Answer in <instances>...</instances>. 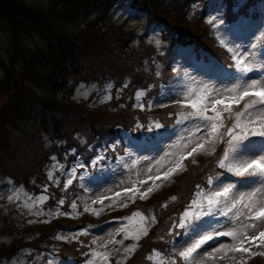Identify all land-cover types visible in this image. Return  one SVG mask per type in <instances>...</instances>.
Wrapping results in <instances>:
<instances>
[{
  "label": "rangeland",
  "instance_id": "obj_1",
  "mask_svg": "<svg viewBox=\"0 0 264 264\" xmlns=\"http://www.w3.org/2000/svg\"><path fill=\"white\" fill-rule=\"evenodd\" d=\"M23 1L42 10H47L50 5L56 3V0ZM208 2L207 24H211L213 34L218 38L217 45L220 46V49L222 47L225 49V53L231 58V64L235 63L232 57L237 54H242L246 59L257 63L260 67L256 72L243 77L236 73L232 78H224L219 74L212 75V78H206L203 73L204 65L209 71L215 70L216 67L209 66L208 63L204 64L196 57H192L193 49L184 47L179 49L174 57L164 59L167 63L169 62L168 65L172 69H175L176 75H170L164 88L156 89L152 95L151 90L137 88L136 91L127 94L123 101L124 91L126 93L127 88H115L116 86H112L107 79L100 83L92 79L91 81L86 79L75 81L68 96L71 100L70 103L74 106L82 105V108L78 107L81 113L80 118L84 117V120L89 121L96 117L97 113L102 114L105 104L108 102L110 104L111 100L115 99L121 113H123L122 109L124 112L127 109L133 114H139L140 118L143 116L147 120L151 119L147 124V134L153 130L159 131L152 127L155 122H159L162 126L164 123L170 125L177 122L178 118L175 121L163 119L192 112L193 109L184 102L183 97L191 89L192 99L195 100V93L207 87L216 99L222 101L215 107L221 113L226 126H231L232 120L228 118L229 114L224 111L225 105H229L232 112L235 113L254 97H244L237 102L232 99L234 94L225 93V89L232 88L237 84L242 86L245 81L250 82L252 78L264 80V5L259 4V13L256 16L239 18L237 24L229 25L222 21L223 2L221 0H208ZM112 13L113 26L119 33L112 37L111 47H113L111 50L114 51L110 53L108 60L111 65L119 63L117 57H121L123 60L127 59L129 55L122 56V52L125 50L134 49L135 46L144 48L138 43V33L141 30L139 26L143 22V16L136 10H128L126 5L117 7L116 11ZM188 17L190 18V15ZM12 34L9 25L1 20L0 82L6 69H11V72L24 77L33 71V68L22 64L20 57L29 51V47L34 49V40L39 42V35L26 29L18 31L17 38H13ZM140 36L141 39L145 40L146 38L148 42L153 43L155 48L159 49L162 59L165 57L162 54L166 52L167 47L166 45L159 46L162 39L160 31L155 30L149 36L144 35L145 38L143 35ZM154 55L152 52L149 57ZM102 58L99 57L98 60ZM153 58L162 61L156 56ZM97 63L100 62L96 60ZM184 68L187 69L186 78L184 77ZM154 70L157 71V75H161L165 71L162 67L161 69L154 68ZM110 81L114 82V79ZM27 82L36 92L45 93L37 76ZM162 86L163 84H160L159 87ZM141 93L142 95H139ZM10 95V91H7L5 85L4 87L0 86V108L10 98ZM204 106L208 109V115H213V102L209 100ZM2 118L3 116L1 120ZM1 120L0 168L8 171L13 170L15 165L11 158L5 157L3 151L13 150L14 145L10 135L4 132ZM198 123L201 122L195 119L178 123L181 131L175 134L171 140L160 145L152 142L145 145L143 143L145 137L136 138L128 132L116 136L118 138L116 143H124L118 152L117 146L106 139L102 144L103 148L95 147L99 148V154L92 153V160H89V157L84 159L83 153L77 154L78 158L73 161L75 163L69 169H65L63 164L52 162L54 164L48 165L49 167L46 169L49 180L57 185V189L60 191L57 196H51L48 185L44 183L41 184L40 190L32 191L24 186H18L10 177H6L3 180L5 182L0 181V249L10 248L19 236H24L23 240L28 241L35 238L43 229L48 231L52 229L50 236L46 237L47 241L42 242L41 246L35 250V256L30 257L32 249L28 245H24L15 252L12 258L0 256V264H49V262L51 264H88L92 259L91 252L93 250L100 253H111L106 262L97 259L95 264H116L117 260H120L122 264H127L134 259L133 257H136L137 264H155L161 259L164 264H171V262L174 264H237V261H246L247 264H264V243H261L259 239L246 241L244 247H248L249 252L242 253L228 250V248L238 246V241H233L227 236L216 235L219 232H229L239 228L242 223H248L249 221L244 220L243 217L240 220H233L222 215L204 216L196 222L199 227L195 230L187 225L181 226L185 211L193 213L201 211L199 206L189 209L193 199L197 198L198 191L215 190L217 187H222L223 184L237 180L236 177L214 164V160H219L218 154L227 147L226 143L217 144L216 151L211 154H209L211 146L205 144L203 150L198 149L192 156H188V153L197 147V143L204 142L192 138V142L189 143L191 133L195 132V126ZM150 128L151 130H149ZM196 135L199 136L200 133H196ZM204 139L206 140L207 137L205 136ZM256 139L259 140V138ZM259 146L257 144L256 148L258 149ZM110 152H112L113 158ZM12 153L14 154V150ZM193 160L196 163H193ZM207 161L213 167L212 172L216 170V167L219 170L217 174L219 181L215 180V176L210 175L214 178L212 184L208 183L209 176L207 177V174L198 177L199 174H204ZM178 162L181 163V167H177ZM78 167L81 169H77ZM87 168L89 170L86 172ZM165 174H167V178H165ZM196 177L200 180L207 178L208 186L198 184L194 192L193 187L196 180L195 182L192 180ZM75 178L76 183L73 184ZM68 180H71L72 183L65 187ZM184 181L193 182V186L188 189V193H192L189 196L188 193H185L187 187L183 186ZM256 187L259 185H238L234 195L239 197L241 193H247ZM149 189L151 192H148ZM142 193H147V196L141 198ZM184 194L185 196H183ZM42 196H46L47 199H37ZM172 197L175 199L173 200ZM61 200L63 204L59 203ZM176 205L179 207L174 209ZM85 208H88L89 211H85ZM163 210L168 213L158 219L159 212L156 213V211H160L162 214ZM137 212L140 215H133ZM129 217L130 219H125ZM153 217L155 218L154 222ZM256 223V228L247 230L248 236H258L260 231H264V222ZM155 225L157 227L152 229ZM145 228L147 235L142 234V230ZM85 231L87 234H82ZM137 235L140 236L139 240L135 239ZM205 235L212 236L213 239L193 254L191 263L185 262L179 257V252L184 251L195 240L201 239ZM125 236L128 238L125 239ZM110 241H123V243H110ZM73 243H76L75 252L71 250L73 253L68 252L67 254L66 245ZM133 244L137 245L135 250L125 253L124 249ZM221 248L224 250L216 251ZM251 253H256V255H251ZM62 254L65 256L63 257Z\"/></svg>",
  "mask_w": 264,
  "mask_h": 264
},
{
  "label": "trees",
  "instance_id": "obj_2",
  "mask_svg": "<svg viewBox=\"0 0 264 264\" xmlns=\"http://www.w3.org/2000/svg\"><path fill=\"white\" fill-rule=\"evenodd\" d=\"M221 1L222 20L227 24L257 13L255 6L264 5V0ZM208 3V0H56L55 5L42 10L26 4L23 0H0V21L3 20L9 25L13 38H17L18 31L23 29L36 32L40 37L39 42L34 40V49L29 47L27 54L20 57L22 64L33 68V71L24 77L6 69L0 82V86L5 85L11 94L0 108V120L3 116L1 121L4 132L10 135L15 154L12 153L13 150L3 151L5 157L11 158L15 166L8 171L0 168V181L10 177L18 186L32 191L40 190L44 183L48 185L49 194L57 196L60 191L49 180L46 169L54 164L52 162L63 164L65 169L72 168L75 163L73 161L78 158L77 154L83 153L84 159L91 156L99 148H103L102 144L106 139L117 146L116 134L119 131V135L130 132L136 138L144 136L151 119L147 120L143 116L140 118L139 114H133L127 109L126 112L122 109L121 113L115 99L110 104H105L102 114L97 113L89 121L84 120V117L80 118L78 107L82 108V105L74 106L70 103L68 95L71 88L75 81L82 79H92L97 83L107 79L115 88H127L123 101L127 94L137 88L153 91L156 84L167 79L170 70L166 69V73L161 74L162 77L157 75L154 68H163L165 57L162 59L159 49L145 37L155 30L161 32L159 46L167 47L162 56L168 55L172 45L199 47L196 34L205 25L199 19L207 15ZM121 5H126L128 10H136L143 16L138 43L144 48L135 46L134 49L123 50L122 56L129 55L127 59L117 57L119 63L111 65L108 60L110 53L114 51L111 50L112 37L119 33L113 26L112 12ZM140 35H146L143 37L145 40ZM152 52L162 61L156 60L154 56L149 57ZM99 57L103 58L98 60ZM96 60L100 63L96 64ZM36 76L45 93L36 92L28 84L27 81ZM108 78L114 79V82ZM212 169L211 163L206 162L204 174L201 173L198 177L206 174L217 177L219 170L216 167L212 172ZM195 180L197 177L192 181ZM189 182L183 183L187 187L186 194L193 186V182ZM157 212L158 219L168 213L164 210L162 214ZM51 232L52 229H43L28 241L23 240L24 236H19L10 248L0 249V256L12 258L22 246L28 245L32 249L30 257H33L36 255L35 250L42 242L47 241L46 237ZM72 245H66L67 254L72 252ZM133 258L127 264H137L136 257Z\"/></svg>",
  "mask_w": 264,
  "mask_h": 264
},
{
  "label": "snow or ice",
  "instance_id": "obj_3",
  "mask_svg": "<svg viewBox=\"0 0 264 264\" xmlns=\"http://www.w3.org/2000/svg\"><path fill=\"white\" fill-rule=\"evenodd\" d=\"M229 51H232V49H229ZM232 59L235 62V70L237 73L241 74V77L256 72L260 67L252 60L246 59L242 54L233 55ZM225 93L234 94L232 99L237 102L244 99V97H254L249 103H245L240 111L235 113L232 112L229 105H225L224 111L229 114L228 118L232 120L231 126H226L221 113L215 107L217 103H221L222 101L216 99V97L212 95V91L207 87L195 93V100L192 99V90H188L183 100L193 111L187 114H178L177 123L190 119L201 122L195 126V132L191 133L189 143L192 142V138L195 140H203L204 142L197 143V147L193 148L192 152L188 153V156H192L198 149L203 150L205 144L211 146V151L209 152V154H211L216 151L217 144L222 142L226 143L227 147L224 148L223 154L217 161V165L219 168L224 169L226 172L236 177L237 180L223 184L222 187H217L215 190L210 189L207 192L203 190L198 191L196 193L197 198L193 199L191 205H189V209L199 206L201 211L194 213L185 211L183 213L181 226L187 225L195 230L199 227V224L196 222L200 221L204 216L222 215L230 217L233 220H240L241 217H243L244 220L249 222L242 223L239 228L232 231L219 232L216 235L227 236L232 238L233 241H238V246L228 248L229 251L248 253L249 248L244 247L246 241H257L259 239L261 243H264V231H260L258 236L247 235L248 229L256 228V222H264V80L252 78L250 82L245 81L242 86L237 84L232 88L225 89ZM139 95H142V93ZM217 95H219V93H217ZM209 100L213 102V115H208V109L204 106ZM152 127L159 129L162 125L159 122H155ZM221 129H224V131H221ZM149 130H151V128ZM196 133H200V135L197 136ZM205 136L207 137L206 140L204 139ZM226 137L227 139H225ZM254 138H259V140ZM257 144L260 145L258 149L256 148ZM192 162L196 163L195 160ZM181 166V163L178 162L177 167ZM165 178H167V174H165ZM157 179H159V177H157ZM215 180L219 181V177H216ZM213 182L214 178L209 177L208 183L212 184ZM71 183L72 181L68 180L65 187ZM238 185H259V187L247 193H241L239 197H237L234 193ZM148 192H151V189H149ZM117 195H119V193H117ZM146 196L147 193L141 194V198H145ZM9 199H12V197H9ZM37 199L45 200L47 197L42 196ZM172 199L174 200L175 197H172ZM59 203L63 204V201L61 200ZM73 207H75L74 204ZM85 211H89V209L85 208ZM133 215L138 216L140 213L137 212ZM125 219H130V217ZM154 221L155 218L153 217V222ZM82 234H87V232L85 231ZM142 234L147 235L146 228L142 230ZM240 237H243V239H240ZM127 238L128 237L125 236V239ZM139 238V235L135 237L136 240H139ZM211 239H213L212 236L205 235L203 238L195 240L184 251L179 252V257L185 262L191 261L193 254ZM93 243H95V241H93ZM110 243L122 244L123 241H110ZM136 246V244L130 245L124 249V252H132L135 250ZM223 250L224 248L216 249L217 252ZM251 255H256V253H251ZM91 256L92 259L88 264H95L97 259L106 262L111 256V253H100L93 250ZM49 264H51V262H49ZM116 264H122V262L117 260ZM160 264H164L163 259H161ZM171 264H174V262H171ZM237 264H247V262L237 261Z\"/></svg>",
  "mask_w": 264,
  "mask_h": 264
}]
</instances>
